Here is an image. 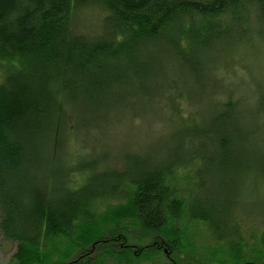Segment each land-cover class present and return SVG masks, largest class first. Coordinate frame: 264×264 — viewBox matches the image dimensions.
I'll return each instance as SVG.
<instances>
[{"label":"trees","instance_id":"1","mask_svg":"<svg viewBox=\"0 0 264 264\" xmlns=\"http://www.w3.org/2000/svg\"><path fill=\"white\" fill-rule=\"evenodd\" d=\"M94 5L107 13L101 33H77L75 11ZM247 47L264 51V0H0V234L16 246L11 264H264V206L243 230L221 189L238 173L264 184L258 77L246 62L241 77L215 70ZM148 84L176 127L165 159L127 153L109 166L72 153L79 126L128 116ZM200 228L207 258L191 239Z\"/></svg>","mask_w":264,"mask_h":264},{"label":"rangeland","instance_id":"2","mask_svg":"<svg viewBox=\"0 0 264 264\" xmlns=\"http://www.w3.org/2000/svg\"><path fill=\"white\" fill-rule=\"evenodd\" d=\"M106 14L105 10L95 5L77 9L74 14L76 32L89 36L99 35ZM241 55L233 54L232 59L222 69L221 74H219L220 67H217L215 69L217 78H223L224 76L235 77L233 73H229L230 71L237 72L239 77H241L248 72V67V70L253 73V78L258 77L256 87L264 93V51L258 53L256 49L247 47L241 52ZM144 91L146 96H139L143 103L135 99L133 108L127 111L129 113L128 116L123 109L116 111L113 114L118 112L119 115H116L117 117L113 118V115H109L99 124L97 123V126L88 130V133H85L83 126H79V141L69 142L72 153L85 155L89 158H92V156L104 157L108 160V164L118 159L124 166L126 165L125 155L127 153L138 154L153 162L165 159L177 145L173 140L176 127L172 128L173 124L171 125L168 121L170 114L167 115L164 110L166 108L164 103L168 100H160L156 96L154 97L153 95L157 93V88H152V84L146 85ZM244 92L245 88H243L242 94ZM246 94L247 92L244 95L247 96ZM125 96L135 97L138 95L127 93ZM153 100L157 102H152ZM181 101L189 111V101L184 98ZM259 106L258 98L251 102V110H258ZM110 117L111 119H109ZM79 124L85 125L82 120ZM227 188L228 192L222 193H227L229 198L236 201L235 213L240 216L241 229L252 232L255 229L254 222L256 218L263 211V180L250 173H238L222 180L221 189L226 191ZM189 189L192 190V185L189 186ZM189 189H186L188 196L191 194ZM230 226L233 227V225ZM203 234H205V230L201 229V232L192 236L191 239L193 244L201 248L199 250L201 258H207L209 251L206 252L204 249L206 243L204 242ZM65 247L66 244H63L62 248ZM15 250V244L5 240L0 234V264H11Z\"/></svg>","mask_w":264,"mask_h":264}]
</instances>
